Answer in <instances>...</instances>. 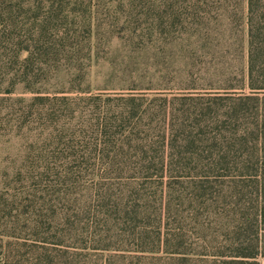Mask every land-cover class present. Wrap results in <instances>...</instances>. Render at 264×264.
Returning <instances> with one entry per match:
<instances>
[{
	"label": "trees",
	"instance_id": "1",
	"mask_svg": "<svg viewBox=\"0 0 264 264\" xmlns=\"http://www.w3.org/2000/svg\"><path fill=\"white\" fill-rule=\"evenodd\" d=\"M102 2L0 0V95L22 85L41 126L24 171L33 204L0 235V264H264V0H247L243 67L183 93L91 89ZM234 2L128 7H163L153 36L217 60ZM60 72L67 86L49 91ZM191 224L216 237L190 242Z\"/></svg>",
	"mask_w": 264,
	"mask_h": 264
},
{
	"label": "rangeland",
	"instance_id": "2",
	"mask_svg": "<svg viewBox=\"0 0 264 264\" xmlns=\"http://www.w3.org/2000/svg\"><path fill=\"white\" fill-rule=\"evenodd\" d=\"M101 4L96 19L98 50L89 76V85L94 91H115L134 85L148 93H183L193 88L202 92L225 79L226 71L235 72L246 62L247 0H238L223 18L232 51L227 59L217 60L203 53L195 54L188 46L184 49L181 44H165L153 36L152 28L158 23L163 7H128V0H103ZM243 48L244 55L239 52ZM68 79L67 74L60 72L46 88L51 92L63 89ZM2 97L0 95V235L19 232L24 220L20 205L23 201L33 204V183L30 174L24 171L31 169L28 158L36 149L37 134L41 131L29 107L18 101L32 97L22 85H18L11 96ZM43 133L46 136V129ZM185 210L182 208L181 213ZM185 228L191 231L190 242L197 237L196 232L207 241L216 237L213 230L200 234L194 224ZM111 235L116 238L118 234L112 232ZM114 264H128V259L116 260Z\"/></svg>",
	"mask_w": 264,
	"mask_h": 264
}]
</instances>
